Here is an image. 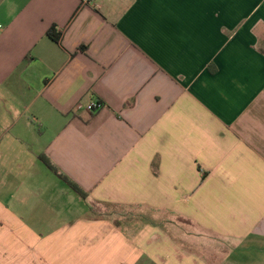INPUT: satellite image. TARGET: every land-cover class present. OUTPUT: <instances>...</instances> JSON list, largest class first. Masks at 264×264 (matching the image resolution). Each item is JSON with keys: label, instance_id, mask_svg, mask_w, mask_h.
<instances>
[{"label": "crops", "instance_id": "crops-1", "mask_svg": "<svg viewBox=\"0 0 264 264\" xmlns=\"http://www.w3.org/2000/svg\"><path fill=\"white\" fill-rule=\"evenodd\" d=\"M0 174V264H264V0H0Z\"/></svg>", "mask_w": 264, "mask_h": 264}, {"label": "trees", "instance_id": "trees-1", "mask_svg": "<svg viewBox=\"0 0 264 264\" xmlns=\"http://www.w3.org/2000/svg\"><path fill=\"white\" fill-rule=\"evenodd\" d=\"M47 36L52 38L53 40H57L58 38V35L53 30H50L47 33ZM40 160L46 165L48 169H50L53 173H55L78 196H80L81 198L86 197V194L75 183H73L71 180H69L65 176L58 174L57 169L50 163V161L46 157L40 156Z\"/></svg>", "mask_w": 264, "mask_h": 264}, {"label": "rangeland", "instance_id": "rangeland-1", "mask_svg": "<svg viewBox=\"0 0 264 264\" xmlns=\"http://www.w3.org/2000/svg\"><path fill=\"white\" fill-rule=\"evenodd\" d=\"M23 175L22 174H13V177L12 178H9V183L10 182H13L15 185H18V184H20V183H22V181H23ZM33 177H32V181H33ZM6 182H7V180H6V178L2 175V174H0V188H2V187H5L6 185ZM18 197H22V194H21V192L19 193V195H18ZM117 217V216H116ZM117 219V218H116ZM212 244H213V242H212ZM211 244V246H213ZM204 249H207V250H205L206 252L205 253H203L204 254V256L206 257V256H208L207 255V253H208V251H209V247L208 246H204Z\"/></svg>", "mask_w": 264, "mask_h": 264}, {"label": "built area", "instance_id": "built-area-1", "mask_svg": "<svg viewBox=\"0 0 264 264\" xmlns=\"http://www.w3.org/2000/svg\"><path fill=\"white\" fill-rule=\"evenodd\" d=\"M82 3L83 4H89L90 0H82ZM100 108H101V104L99 102H96V101L90 102L87 105L78 104L76 106L77 110H83L84 109V110H87L88 112H94Z\"/></svg>", "mask_w": 264, "mask_h": 264}]
</instances>
